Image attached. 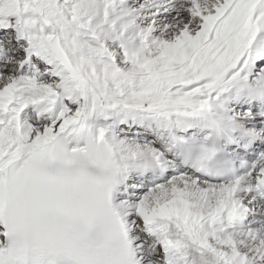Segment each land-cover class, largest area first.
I'll use <instances>...</instances> for the list:
<instances>
[{"label": "snow or ice", "instance_id": "6c2138e0", "mask_svg": "<svg viewBox=\"0 0 264 264\" xmlns=\"http://www.w3.org/2000/svg\"><path fill=\"white\" fill-rule=\"evenodd\" d=\"M0 264H264V0H0Z\"/></svg>", "mask_w": 264, "mask_h": 264}]
</instances>
